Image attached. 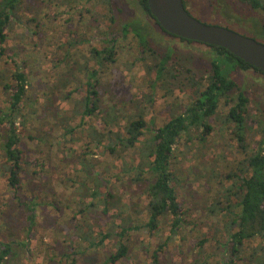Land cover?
<instances>
[{
    "label": "trees",
    "instance_id": "1",
    "mask_svg": "<svg viewBox=\"0 0 264 264\" xmlns=\"http://www.w3.org/2000/svg\"><path fill=\"white\" fill-rule=\"evenodd\" d=\"M30 1L0 0L1 64H8L6 46L11 34L16 33L17 29L29 35L33 45L36 44L35 38H43L42 26L46 27L47 22H41L38 12L30 17L29 5L30 10H33ZM120 1L87 0L96 6L105 7L106 30L102 31L97 26L99 36L89 32L87 35L82 34L81 39L72 38L62 43L61 50H65V54L58 61H53L52 65L55 71L63 66V72H56L50 84L45 85L46 98L40 115L33 105L38 103V98H34L31 92V76L24 70L26 63L16 62L18 54L14 53L10 57L12 67L0 69V175L27 210V235L30 239L33 236L38 205L35 199L23 202L18 193L29 169L33 166L41 168L43 163L39 158L33 159L26 155L22 149L23 140L28 137L38 147L42 145L52 150L55 145L52 139L59 146L67 142L68 135L74 130L70 123L76 116L80 115L84 123L86 119L97 117L103 112L106 120L103 122L104 129L100 131L93 125L88 127L90 142L87 146L93 143L112 157L120 159L122 171L129 177V181L144 186L143 193L148 203L141 213H145L148 220L134 216L137 212L134 205L120 206L121 198L111 187L101 189L98 179L102 178L101 175H89L88 179L94 180L96 187L90 189L85 181L77 184L83 194L81 203H84L85 198L90 202L79 213L101 209L108 219L103 227L93 226L88 224L87 219H83L75 227V237L81 246L75 251L71 245L73 248L64 256L69 258L85 250L99 251L107 243H114V251L105 257L102 264H118L132 255L130 244L134 235L159 232L165 223H169L170 236L149 254L148 264H163L160 254L170 243L174 242L180 248L185 241L183 230L199 227L190 220L189 211L185 209L177 192L179 176L175 149L183 135H186L187 143H204L209 131L219 122L223 130H232L231 139L237 142L243 157L228 172H218L220 191L210 197L205 206L207 220L214 222L208 231L200 232L195 237L198 249L195 264L199 263V258L202 259L200 255L210 241L222 252L221 264H264V116L251 110L249 96L235 80L240 71L252 70L263 77L264 74L227 50L208 46L212 55L209 71L205 76H200L190 69L185 70L187 101L183 105L176 103L171 107L162 126H155L154 122L150 125L145 119V111L140 109L137 101L134 102L138 110L135 114H123L127 118L125 124L118 127L112 125L107 119H118V108L113 105L101 109L98 77L105 69L119 78L120 73L113 70V66L119 55L117 47L120 39L132 40L127 47L135 51L136 59L131 64L136 66L139 63L146 69L149 77L147 82L153 92L161 87L167 95H172V82L178 79L179 69H184L183 65L174 60L172 49L161 53L152 45V38L160 37V32L164 36L176 37L159 25L151 14L148 0H137L141 15L123 22L121 29L114 30L113 25L117 21L114 4ZM238 1L255 11L264 12V0ZM254 27L264 30V26L257 23ZM89 34L93 38H88ZM258 35L264 38V34ZM68 36L73 37L74 32ZM94 41L99 42L98 47L91 45ZM86 45L92 46L87 54L75 50L77 46ZM70 87L73 91L69 90ZM73 93H80L81 99L72 110H67L63 108L62 102L70 100ZM222 107L227 111L220 114ZM35 115L37 119L41 117L38 126H32ZM28 126H32L34 134H28ZM58 129L62 133L57 136L55 130ZM135 155L140 156V162H137ZM31 174L40 175V171H32ZM85 225L88 232L84 231ZM11 254L10 244L0 243V264H6Z\"/></svg>",
    "mask_w": 264,
    "mask_h": 264
},
{
    "label": "rangeland",
    "instance_id": "2",
    "mask_svg": "<svg viewBox=\"0 0 264 264\" xmlns=\"http://www.w3.org/2000/svg\"><path fill=\"white\" fill-rule=\"evenodd\" d=\"M136 1L122 0L114 4L117 17L115 26L113 25L114 30L121 29L123 22L141 15ZM186 2L191 15L196 19L207 24L226 27L264 43V38L258 35H263L264 30L254 27L255 23L264 26L263 11H255L238 0H186ZM30 3L33 9L30 10L29 5L30 17H34L38 12L41 22H47L46 27L42 26L43 38L41 40L35 38L36 44L33 45L30 43L31 37L22 29H17L16 33L11 34L6 46L8 64L0 63V69L12 67L13 61L10 57L14 53L18 54L15 58L16 62L26 63L24 70L31 76V92L34 98H38V103L32 104L40 115L46 98L45 85L50 84L56 72H63V66L55 71L52 65L53 61H58L65 54V50H61L62 43L72 38L81 39L82 34L87 35L89 32L99 36L97 26H100L102 31L106 30L107 17L104 16L107 11L103 5L96 6L87 0H31ZM73 32L74 36L69 37L68 35ZM159 36L162 38H152V45L161 53L172 49L174 60L184 67L179 69L178 79L172 82L173 94L167 95L161 87H157L155 92L152 91L147 82L149 77L146 69L139 63L136 66L131 64L136 59L135 51L127 47L132 40L120 39L117 47L119 55L113 66V70H118L120 73L119 78L111 75L112 71L105 69L99 79L97 78L101 90L99 102L101 109L113 105L118 108V119L115 121L113 117L107 119L112 125L118 127L120 124H125L127 118L123 114H135L138 110L134 102L137 101L140 109L146 113L147 122L150 125L154 122L155 126H162L171 107L176 103L183 105L187 101L188 83L185 70L190 69L200 76H205L209 71L212 55L208 46L201 43L181 42L177 38L164 36L161 32ZM88 38H93V35L89 34ZM89 45L77 46L75 50L87 54L92 46L98 47L99 42L94 41L91 47ZM235 80L249 96L251 110L264 116V77L248 70L238 72ZM69 90L73 91V88L70 87ZM80 99V93H73L70 100L62 102V106L72 110ZM226 111L224 107L219 110L220 114ZM38 119L37 115L33 117L32 126L39 125ZM104 120L103 112L97 117L86 119L85 124L82 123L80 115L76 116L70 123L74 130L68 135L67 142L59 146L52 139V143L55 144L52 150L42 145L38 147L28 137L23 140L22 149L25 150L26 155L32 156L33 159L39 158L43 163L42 169L36 166L29 169L28 175L23 177V186L18 193L23 202L35 199L38 205L36 227L30 239L27 235V210L20 204L18 198L16 199L14 192L0 175V243H8L12 248V254L6 264H102L104 262L105 257L114 251V243H107L99 251L85 250L84 253L71 255L69 258L64 256L72 246L75 251L81 246L75 237L77 234L75 227L80 225L83 219H87L88 224L100 227H103L108 219L101 209L97 211L94 209L95 211L91 213H79L90 202L85 198L84 203H81L83 194L77 184L85 181L88 182L90 189L96 187L95 181L88 179L89 175L91 177L101 175L102 178H98L101 189L111 187L118 198H121L120 206L134 205L135 211L139 212L134 216L148 220L147 215L141 213L148 203L147 196L143 193L144 186L129 181V177L122 171L120 159L112 157L93 143L87 146L90 142L88 127L93 125L103 131ZM218 123L216 122L214 129L209 131L204 143L199 141L187 143V137L183 135L175 149L179 176L177 192L185 209L189 211L190 220L199 227L183 230L185 241L180 248H177L174 242L170 243L160 254L163 264H195V260L198 259L195 237L200 232L208 231L214 222L207 220L205 206L209 198L220 191L221 179L218 172H228L243 157L237 142L231 139L232 130H223L224 128H220ZM32 126H28V134L35 133ZM61 133V130H55L57 136ZM135 156L137 162H140V156ZM127 160H130V156ZM32 171H40V175H33ZM75 216L76 218L73 219ZM87 225L84 227L85 232H88ZM169 236V223H165L159 232L153 234L142 232L134 235L130 244L132 255L118 264H148L149 254L155 251L159 244L166 242ZM83 247L86 248V245ZM221 256L222 252L216 248L214 242L210 241L205 246L204 253L200 255L202 259L199 258L198 264H221Z\"/></svg>",
    "mask_w": 264,
    "mask_h": 264
},
{
    "label": "water",
    "instance_id": "3",
    "mask_svg": "<svg viewBox=\"0 0 264 264\" xmlns=\"http://www.w3.org/2000/svg\"><path fill=\"white\" fill-rule=\"evenodd\" d=\"M159 25L176 38L219 47L257 68L264 74V43L219 25L193 17L183 0H148Z\"/></svg>",
    "mask_w": 264,
    "mask_h": 264
},
{
    "label": "flooded vegetation",
    "instance_id": "4",
    "mask_svg": "<svg viewBox=\"0 0 264 264\" xmlns=\"http://www.w3.org/2000/svg\"><path fill=\"white\" fill-rule=\"evenodd\" d=\"M183 3H184V5H185L186 9L188 10V12L190 13V8H189V6H188L186 0H183ZM190 14H191V13H190Z\"/></svg>",
    "mask_w": 264,
    "mask_h": 264
}]
</instances>
